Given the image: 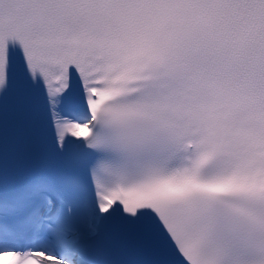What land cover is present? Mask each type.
<instances>
[{
	"label": "snow or ice",
	"instance_id": "1",
	"mask_svg": "<svg viewBox=\"0 0 264 264\" xmlns=\"http://www.w3.org/2000/svg\"><path fill=\"white\" fill-rule=\"evenodd\" d=\"M0 264H264V0H0Z\"/></svg>",
	"mask_w": 264,
	"mask_h": 264
}]
</instances>
